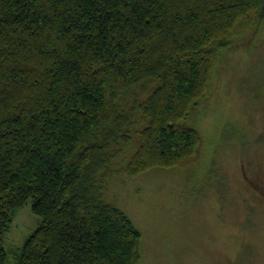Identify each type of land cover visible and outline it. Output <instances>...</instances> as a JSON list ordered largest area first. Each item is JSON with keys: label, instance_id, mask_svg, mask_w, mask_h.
<instances>
[{"label": "trees", "instance_id": "trees-1", "mask_svg": "<svg viewBox=\"0 0 264 264\" xmlns=\"http://www.w3.org/2000/svg\"><path fill=\"white\" fill-rule=\"evenodd\" d=\"M263 23L264 0H0V264L29 200L40 225L17 264H141L104 186L193 157L186 119Z\"/></svg>", "mask_w": 264, "mask_h": 264}, {"label": "rangeland", "instance_id": "rangeland-1", "mask_svg": "<svg viewBox=\"0 0 264 264\" xmlns=\"http://www.w3.org/2000/svg\"><path fill=\"white\" fill-rule=\"evenodd\" d=\"M184 124L199 140L190 160L129 180L116 172L104 200L140 232L141 264H264V23L222 55ZM136 147L134 137L117 168ZM39 225L29 200L4 239L7 264Z\"/></svg>", "mask_w": 264, "mask_h": 264}]
</instances>
